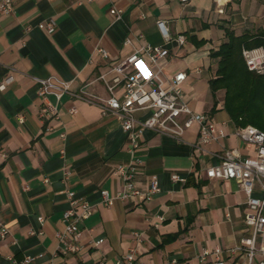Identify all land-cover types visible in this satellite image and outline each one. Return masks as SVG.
Here are the masks:
<instances>
[{"label": "crops", "instance_id": "1", "mask_svg": "<svg viewBox=\"0 0 264 264\" xmlns=\"http://www.w3.org/2000/svg\"><path fill=\"white\" fill-rule=\"evenodd\" d=\"M112 6L123 10L122 19L114 20ZM49 19L57 24L52 34L37 26ZM158 20L167 22L171 40L162 35ZM221 24L237 35L264 32V0H15L13 13L0 10V84L14 77L0 89V149L6 153H0V220L9 230L0 238V264L26 256L34 258L28 264H118L132 248L148 264H201L203 250L225 251L249 235L245 191L235 180L206 175L225 150L255 155L252 145L235 136L239 126L224 109L223 91L212 111L209 80L217 62L210 52L226 39ZM179 34L186 38L182 46L174 40ZM127 38L132 44H125ZM143 43L169 50L162 62L168 73L187 74L185 100L227 135L198 149L197 125L185 133V142L146 130L136 183L146 190L155 176L160 191L148 201L117 200L106 207L100 191L122 188L113 171L129 161L119 119L71 95L59 102L57 118L43 119L37 78L57 76L79 91L107 67L98 48L107 50L109 61H118ZM87 89L107 95L100 82ZM49 99L56 103L55 96ZM146 115L137 112L139 118ZM172 174L183 180H173ZM67 189L88 200L93 213L79 224L81 248L65 253L58 232L64 229ZM174 234L179 235L168 240ZM99 239L104 240L96 245ZM222 258L230 263L235 256L224 252Z\"/></svg>", "mask_w": 264, "mask_h": 264}, {"label": "built area", "instance_id": "2", "mask_svg": "<svg viewBox=\"0 0 264 264\" xmlns=\"http://www.w3.org/2000/svg\"><path fill=\"white\" fill-rule=\"evenodd\" d=\"M14 2L15 0H0L1 12L13 13ZM110 13L114 20L123 17V10L116 6L111 7ZM157 24L164 38L171 40L167 22L158 20ZM37 26L48 34L54 33L57 28L54 19L44 20ZM138 38L141 39L142 35H138ZM174 40L179 46L186 43L183 34L177 35ZM125 44H132V38H127ZM97 51L107 60V67L95 80L85 84L79 91L72 89L71 81L57 76L37 78L39 83L37 93L42 100L40 116L43 119L57 118L59 102L65 95H71L99 106L104 116L117 117L126 134L129 161L117 165L113 171L114 175L121 179L122 188L115 193L106 189L100 191L102 204L110 207L117 200L148 201L160 191V185L155 176L150 177L146 190L136 183L142 165L139 151L146 130L168 136L177 142H185V133L197 125L198 139L194 146L198 149L221 140L227 133L223 127H218L208 114L195 111L185 100L183 84L187 74L183 71L167 72L162 62L170 55L167 48L143 43L135 46L129 55L118 61H109V53L104 48H98ZM242 54L249 70L264 74V47L243 48ZM13 80L12 75L5 78L0 84V89H5ZM94 82H100L104 86L106 96L87 89ZM51 95L55 96L56 103L50 101ZM137 112H147V115L139 118ZM47 130L51 131L53 127L49 126ZM234 134L241 141L252 145L255 155L243 157L237 149L225 150L218 154L220 161L206 169V175L211 179L235 180L245 191L248 207L245 224L250 233L243 237L237 246L225 251L220 247L203 250L200 255L201 264H264V131L249 124L236 127ZM61 136L65 138L64 133ZM0 153L6 156L1 149ZM68 176L69 172L65 171L64 178L67 179ZM172 179L183 180L177 174H172ZM256 190L259 192L258 195H254ZM65 193L68 207L63 212L64 229L58 232V238L63 243V252L67 253L81 248L79 224L92 215L93 206L85 198L79 197L73 189H67ZM38 220L41 225L44 224L43 216L38 217ZM8 232L0 220V238H5ZM30 234H43V231L30 230ZM103 240H97L96 245ZM224 252L235 256L234 261L226 263L222 258ZM10 259L12 264H28L34 258L26 256L22 260ZM175 261L167 264H175ZM118 264L148 263L141 261L137 257L136 249L132 248L122 256Z\"/></svg>", "mask_w": 264, "mask_h": 264}, {"label": "trees", "instance_id": "3", "mask_svg": "<svg viewBox=\"0 0 264 264\" xmlns=\"http://www.w3.org/2000/svg\"><path fill=\"white\" fill-rule=\"evenodd\" d=\"M226 39L210 56L217 62L215 77L209 80L215 110L217 93L224 92V109L237 126L254 125L264 131V74L249 70L243 48L253 49L264 47V32H244L237 35L226 24H221ZM201 40L198 44L202 45ZM174 234L168 240L176 239Z\"/></svg>", "mask_w": 264, "mask_h": 264}, {"label": "rangeland", "instance_id": "4", "mask_svg": "<svg viewBox=\"0 0 264 264\" xmlns=\"http://www.w3.org/2000/svg\"><path fill=\"white\" fill-rule=\"evenodd\" d=\"M223 96V95H222Z\"/></svg>", "mask_w": 264, "mask_h": 264}]
</instances>
